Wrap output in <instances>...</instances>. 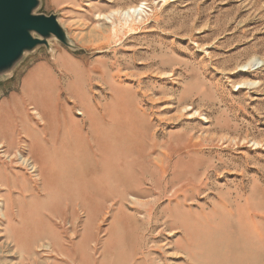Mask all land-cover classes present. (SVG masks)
<instances>
[{"label": "rangeland", "instance_id": "374dc122", "mask_svg": "<svg viewBox=\"0 0 264 264\" xmlns=\"http://www.w3.org/2000/svg\"><path fill=\"white\" fill-rule=\"evenodd\" d=\"M140 4L139 19L116 13ZM35 13L69 46L26 53L0 100L47 61L59 83L40 100L62 144H29L3 173L0 158V264H264V0H39Z\"/></svg>", "mask_w": 264, "mask_h": 264}, {"label": "water", "instance_id": "95a60500", "mask_svg": "<svg viewBox=\"0 0 264 264\" xmlns=\"http://www.w3.org/2000/svg\"><path fill=\"white\" fill-rule=\"evenodd\" d=\"M38 5L39 0H0V76L26 53L48 47L52 37L69 46L57 17L36 14Z\"/></svg>", "mask_w": 264, "mask_h": 264}, {"label": "bare ground", "instance_id": "6f19581e", "mask_svg": "<svg viewBox=\"0 0 264 264\" xmlns=\"http://www.w3.org/2000/svg\"><path fill=\"white\" fill-rule=\"evenodd\" d=\"M104 1L112 2V0H104ZM116 13H117V15H120L125 21L126 20L133 21L135 18L139 19V17L142 16L143 4H140L138 6L129 7V8H126L124 10L118 11ZM113 16H114V13L109 14V15H101L102 19H106L109 21L112 19ZM257 61H258V59H253L248 64L244 65L243 68H246L249 66L252 67L257 63ZM92 97H93V94H92ZM35 99H36V101H38L37 105L42 111H39L36 108L31 107L29 109L28 114L26 115L25 119L27 120V122H30L32 120L36 125H38L37 130L32 129L31 126L29 125V123H24V124L21 123V125L19 127L15 128L14 130L12 129L13 131H11V132L10 131L7 132L5 128L2 129L3 133L0 136V158L6 160L5 161L6 163L2 164V167H1V170H3L2 173L7 172L6 168L9 167V165H12V167H18V166H14V157L18 156V153L22 154V153H25V151L27 152L29 150H30L29 154L34 153V152H31L29 144H32V145L33 144H37V145H40V144L48 145L49 144V145H52L51 143H54L55 141L62 144V140L59 139V135L54 134V133H50V131H49L50 126L48 123L51 121V118L49 117L48 111L46 109V103L47 102H41L40 98L39 99L35 98ZM72 99L79 101V99L81 100V96L75 95V96L71 97V100ZM74 103L78 104V103H82V102L79 101V102H74ZM73 114L74 113L72 111L71 115H73ZM76 115L81 116V117L85 116L84 119L86 121L89 119V117L87 115V110L85 108L79 109ZM84 119H82L81 121H83ZM76 124L78 125V123H76ZM81 124L82 123L80 122V125ZM88 129H89V132L92 131L90 123H88ZM15 130H17V132ZM14 154H15V156H13ZM23 156H24V154H23ZM23 156H20V160H21L20 165L26 166L32 172V174L37 173L36 178L38 179V181L42 182L43 178H42V175L40 173L41 167H40L38 160L34 156H31V157L29 156L28 158H26V156L25 157H23ZM0 187H1V184H0ZM34 190H35V188H34ZM135 201H138V200H135ZM74 208H75V206H74ZM85 209H87V208H85ZM89 212L90 211L88 210V213ZM91 214H92V212H91Z\"/></svg>", "mask_w": 264, "mask_h": 264}, {"label": "crops", "instance_id": "0c3cea01", "mask_svg": "<svg viewBox=\"0 0 264 264\" xmlns=\"http://www.w3.org/2000/svg\"><path fill=\"white\" fill-rule=\"evenodd\" d=\"M50 70L47 61L38 63L26 76H24L25 78L21 80L19 91L14 90L9 96L0 100V131L3 128L10 130V127L15 129L19 127L21 123H29L32 129H38V125L32 120L27 122L25 117L28 114V106L42 111L38 107V101H36L35 98L41 97L40 99H43L45 88L47 85H50V80L53 81L54 87L58 86L59 82L57 77H53V75L50 74V78L47 79L46 73ZM41 102L46 101L41 100ZM48 104L50 103L48 102ZM73 121L78 123V127L81 128L79 122H76L74 119ZM15 131L17 132V130Z\"/></svg>", "mask_w": 264, "mask_h": 264}]
</instances>
